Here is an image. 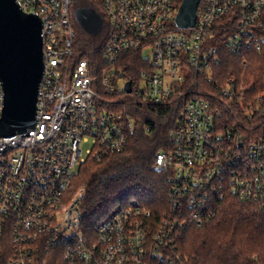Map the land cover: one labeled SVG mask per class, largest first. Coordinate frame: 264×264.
Here are the masks:
<instances>
[{"label":"built area","instance_id":"1","mask_svg":"<svg viewBox=\"0 0 264 264\" xmlns=\"http://www.w3.org/2000/svg\"><path fill=\"white\" fill-rule=\"evenodd\" d=\"M18 1L42 20L44 68L35 126L0 137V264H186L181 230L212 220L219 200L264 205V98H250L253 82H217L214 69L224 50L263 48L264 0H201L188 28L175 22L182 0H100L101 68L95 51L75 48L74 0ZM134 52L147 65L133 82L116 64ZM171 104L172 148L153 168L168 174L172 208L157 221L141 205L120 208L86 234L82 193L70 195L79 168L125 150L127 107ZM3 106L0 82V118Z\"/></svg>","mask_w":264,"mask_h":264},{"label":"trees","instance_id":"2","mask_svg":"<svg viewBox=\"0 0 264 264\" xmlns=\"http://www.w3.org/2000/svg\"><path fill=\"white\" fill-rule=\"evenodd\" d=\"M89 2V7L100 11V0ZM220 24L226 31L231 27L227 20ZM82 49L95 51L99 67H103L102 44ZM221 59L214 66L217 82L230 76L247 84L253 82L250 98H264V46L260 51L245 50L241 54L224 50ZM146 65L141 52L126 53L116 64L125 71V78L133 82ZM192 78L202 81L200 77ZM178 109L176 104L127 107L135 120V130L125 150L102 161L89 158L79 168L70 195L82 193L80 206L85 213L86 234L96 233L99 225L120 208L141 205L152 210L156 221L172 208L168 174L157 172L153 164L158 152L172 148ZM248 132L246 139L253 138ZM216 207L217 214L209 222L202 226L189 223L181 230L177 252L186 264H264V205L228 195Z\"/></svg>","mask_w":264,"mask_h":264},{"label":"water","instance_id":"3","mask_svg":"<svg viewBox=\"0 0 264 264\" xmlns=\"http://www.w3.org/2000/svg\"><path fill=\"white\" fill-rule=\"evenodd\" d=\"M201 0H182L175 18L179 27H193ZM77 21L90 33L103 28L92 7L75 11ZM42 20L26 12L18 0H0V82L4 106L0 137L24 132L36 124L39 86L43 74ZM132 83L125 85L131 92Z\"/></svg>","mask_w":264,"mask_h":264},{"label":"rangeland","instance_id":"4","mask_svg":"<svg viewBox=\"0 0 264 264\" xmlns=\"http://www.w3.org/2000/svg\"><path fill=\"white\" fill-rule=\"evenodd\" d=\"M76 5L72 8V21L74 29L77 33V38L75 42L76 49L82 48H91L101 45L104 40L106 39L107 32L105 29H102L99 33L93 34L87 31L76 19L75 11L81 8H88L89 7V0H75Z\"/></svg>","mask_w":264,"mask_h":264}]
</instances>
